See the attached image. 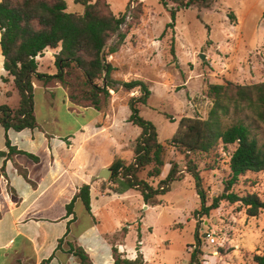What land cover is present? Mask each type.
I'll use <instances>...</instances> for the list:
<instances>
[{"label":"rangeland","instance_id":"obj_1","mask_svg":"<svg viewBox=\"0 0 264 264\" xmlns=\"http://www.w3.org/2000/svg\"><path fill=\"white\" fill-rule=\"evenodd\" d=\"M65 1L68 13H84V7L75 0ZM106 1L117 17H125L119 32L108 45L115 46L119 42V34L127 35L119 51L108 57L116 69L112 77L119 82L142 80L147 84L151 95L147 105H138L140 115L156 126L159 141L165 146L166 164L161 175L149 178L147 168L139 176L155 189L167 186L169 190L157 195L155 204H148L149 209L146 208L147 204L142 203L141 211L139 205L134 206L131 200L123 203L114 199L115 202L100 213V224L96 229L90 227L91 219L83 205L79 204L76 207L77 223L71 228V234L85 236L90 244H100L102 247L104 239L116 244L125 237L128 221L134 222L136 218L141 220L136 229L141 226L142 220L145 227L153 228L152 233L144 232L143 241L157 250L156 264H190L194 246H198L203 253L201 264H257L254 256H264V212L257 217H249L240 203L223 201L209 215L195 214L201 209L200 199L194 178L186 171L187 161L191 158L201 172L203 185L208 192V205H211L213 197L225 191L224 182L230 174V155L236 147L225 149L220 145L215 154L191 155L187 159L169 142L176 136L183 118L208 117L213 106L209 97L210 85L264 82V0H217L211 9H182L177 13L175 28H167L173 21L160 0H139L136 10H131V0ZM59 51L60 48L57 49ZM201 55L206 56V61L201 59ZM1 58L0 46V62ZM39 62L42 73L57 74L58 69L51 56L44 55ZM3 77H7V74L2 72L0 65V104L17 107L19 94L13 84L3 81ZM39 82L48 90L58 84L62 94L66 93L69 99L72 91L69 86L58 80L48 84ZM62 94L52 91L49 97L42 88L38 90L34 95L36 112L40 120L50 114L54 125L61 126L63 130L73 129L76 121L81 124L88 117L74 114V110L95 108L73 105ZM140 96L139 89L129 93L121 87L117 93L110 90L108 98L104 94L100 96V110H118L117 119L125 122L120 133L116 130L115 134L125 138L127 149H134L141 134V129L129 122L131 111L128 107L132 97ZM49 101L51 108L47 107ZM106 118L101 117L100 124ZM253 132L264 142L263 126ZM118 146L119 143L115 145L116 149ZM92 147H89L90 153L95 149L98 158L94 159L91 170L97 176L101 165L111 156L112 144L103 140ZM117 153L122 159L131 158L129 150H119ZM171 162L179 164V170L185 171L181 179L167 180L172 169ZM100 180L105 189H118L110 178ZM234 192L240 196L254 193L264 200V172L247 173L240 178ZM124 218L129 220L124 222L119 232L102 238L101 234L114 229L117 221ZM209 236L216 238L215 244L210 242ZM135 242L134 236L130 235L128 243L133 245ZM121 254L127 258V253ZM108 256L106 251L101 254L103 264H110ZM212 257H216V260L213 261ZM143 258L147 264L144 254Z\"/></svg>","mask_w":264,"mask_h":264},{"label":"trees","instance_id":"obj_2","mask_svg":"<svg viewBox=\"0 0 264 264\" xmlns=\"http://www.w3.org/2000/svg\"><path fill=\"white\" fill-rule=\"evenodd\" d=\"M139 0L134 2L133 10ZM172 17L167 28H175L177 13L184 9L197 7L200 10L211 9L217 0H160ZM84 7V13L67 12L65 0H2L0 2V46L4 58V69L8 77L5 83L13 78V84L19 94L17 107L0 104V123L6 132L14 130L35 129L37 119L34 113V82L45 84L58 80L72 88L69 100L79 107L100 109V96L110 97V90L126 92L139 89L142 96L132 97L128 103L131 111L129 122L141 129V134L134 145V161L127 163L116 160L111 169L110 181L118 186L117 192L124 194L129 190H138L145 204H155V197L168 192V187L153 188L140 178V173L147 168L148 177L156 178L162 173L166 164L165 146L160 143L156 126L140 115L138 105H147L151 95L147 84L142 80L119 82L112 77L116 70L108 57L117 53L127 35L119 34V42L109 46L111 38L117 34L125 22V17H117L106 0H75ZM130 2V3H131ZM172 5L170 8L169 6ZM172 51L174 53V38ZM60 51L55 55L57 74L49 75L39 72L37 57L47 50ZM76 75V76H75ZM119 85V87L117 86ZM78 92V93H77ZM209 97L213 101L212 109L206 119L183 118L176 136L169 142L187 159L191 155L210 156L215 154L220 145L225 149L236 148L230 155L229 178L224 182L225 191L216 195L208 205V192L203 185V178L198 165L189 159L186 171L195 181L196 192L200 199L201 209L195 214L209 215L220 207L223 201L230 204L240 203L247 216L257 217L264 212V200L257 194L247 193L240 196L234 187L240 178L247 173L264 172V142L254 134V130L264 127V82L241 85L234 82L212 84ZM252 123L248 124L247 121ZM10 154H31L12 147L7 139ZM5 155V153H2ZM168 181L181 179L183 172L179 164L171 162ZM167 181V182H168ZM80 199L85 210L91 214L90 186L83 185L78 196L67 206L68 215L75 214L76 201ZM139 231V242L141 241ZM68 253L73 255L79 264H95L86 250L72 242L68 243ZM139 250V248H137ZM136 259L125 258L113 248L115 264H145L143 254ZM203 253L194 246L190 264H201ZM254 262L264 264V256L255 255Z\"/></svg>","mask_w":264,"mask_h":264},{"label":"crops","instance_id":"obj_3","mask_svg":"<svg viewBox=\"0 0 264 264\" xmlns=\"http://www.w3.org/2000/svg\"><path fill=\"white\" fill-rule=\"evenodd\" d=\"M57 53V50H47L37 57V60L39 62L48 54L55 62L54 55ZM0 65L2 72L7 74L4 58H1ZM8 84H13V78H10ZM57 85L48 90V87L45 88L44 84L37 81L33 84L34 95L41 88L49 97L52 91L62 94L60 86ZM62 95L69 102L67 94ZM47 105L51 108L52 103L49 101ZM34 113L37 127L33 130L6 132L0 123V264H79L78 260L68 253L69 242L83 247L95 264H103L100 256L105 251L109 254L108 262L115 264L113 248L119 253H127V258L131 260L136 259L140 251L144 254L147 264H156L157 250L143 241L144 232L152 233L153 228L145 227L143 220L137 229L136 225L140 219L135 218L134 222L126 218L117 221L114 229L101 234L102 238L113 236L123 228L124 222L129 220L126 226L128 231L116 244L104 239V248L100 244H90L85 236L71 234V228L77 223L76 207L83 203L80 199L76 201L75 214L72 215H68L67 206L78 196L83 185L90 186L91 214L85 211L91 219L92 229H96L100 224V213L115 200L123 203L131 200L134 206L139 205L140 211L142 203L145 205L138 190L132 189L119 194L112 188L105 189L103 182L98 180V175H94L91 170L94 159L98 156L95 149L90 153L89 147L94 148L103 140L112 144V153L101 165L100 172L104 168H111L116 160H134L133 149H127L125 138L115 134L116 130L120 133L125 123L117 119L118 110H74V114L88 117L84 118L81 124L76 121V126L69 130L54 125L51 117L49 118L50 114L40 120L35 103ZM104 116L107 118L100 124L101 117ZM7 139L12 147L33 157L10 154ZM117 143L118 149L115 147ZM117 150H129L131 158L122 159ZM146 208L149 209V205ZM139 231L142 236L140 242ZM130 235H133L136 241L133 245L128 243ZM137 243H141L139 250ZM212 259L215 261L216 257Z\"/></svg>","mask_w":264,"mask_h":264},{"label":"water","instance_id":"obj_4","mask_svg":"<svg viewBox=\"0 0 264 264\" xmlns=\"http://www.w3.org/2000/svg\"><path fill=\"white\" fill-rule=\"evenodd\" d=\"M134 8V2L131 3V10H133ZM109 45L104 46L102 53H101V59L103 61V52L108 48ZM201 59L203 61H206V56L205 55H201ZM113 171L111 168H104L101 170L100 174L98 175V179H102V180H108L111 175H112Z\"/></svg>","mask_w":264,"mask_h":264},{"label":"built area","instance_id":"obj_5","mask_svg":"<svg viewBox=\"0 0 264 264\" xmlns=\"http://www.w3.org/2000/svg\"><path fill=\"white\" fill-rule=\"evenodd\" d=\"M132 3V2H131ZM209 240L212 244H215L216 243V238L213 237V236H209Z\"/></svg>","mask_w":264,"mask_h":264}]
</instances>
